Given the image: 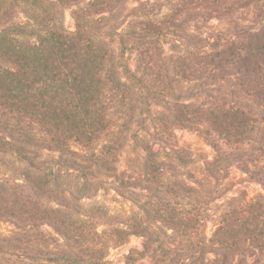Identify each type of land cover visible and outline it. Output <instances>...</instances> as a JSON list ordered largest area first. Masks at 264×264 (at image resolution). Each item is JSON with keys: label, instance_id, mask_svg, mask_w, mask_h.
<instances>
[{"label": "rangeland", "instance_id": "374dc122", "mask_svg": "<svg viewBox=\"0 0 264 264\" xmlns=\"http://www.w3.org/2000/svg\"><path fill=\"white\" fill-rule=\"evenodd\" d=\"M249 1L222 16L195 17L196 0H112L103 14L89 13L91 0H48L44 12L32 0H0V35L13 31L19 42L74 34L76 14L84 13V31L107 54L114 99L108 134L63 152L45 147L31 123L0 116V137L16 136L0 154V264H127L130 256L132 264H190V250L211 244L226 212L264 200L260 183L238 164H216L210 142L175 126L169 111V104L220 99L255 109L233 91V77L190 80V57L212 53L219 39L246 42L243 31L264 25V2ZM178 248L180 255L171 252ZM204 255L194 260L214 264V253Z\"/></svg>", "mask_w": 264, "mask_h": 264}, {"label": "trees", "instance_id": "16d2710c", "mask_svg": "<svg viewBox=\"0 0 264 264\" xmlns=\"http://www.w3.org/2000/svg\"><path fill=\"white\" fill-rule=\"evenodd\" d=\"M32 1L43 12L48 6V0ZM242 1L196 0L192 16H222L244 7ZM252 3L250 0L246 6ZM111 8L112 0H91L88 11L103 14ZM76 15V33L50 32V36H41L38 44L17 41L11 37L13 31L0 35V116H9L19 126H36L45 135L42 144L60 152L71 144L92 147L111 128L108 113L114 99L103 65L107 54L84 31V13ZM40 26L47 27L43 22ZM243 32L240 37L246 42L223 43L219 39L212 53L190 57V80L225 81L233 77V91L250 97L255 109L220 99L200 106L169 104V111L175 126L199 131L210 142L217 154L216 164L224 168L238 164L250 181L264 187V25L258 31ZM178 74L187 78L181 67ZM1 124L3 131L11 128ZM8 132L0 137V154L12 150L7 137L16 142L14 132ZM21 137L23 145L30 142L26 134ZM0 240L6 242L1 236ZM210 243L201 246V251L197 247L190 250V264H198L194 257L200 253H214V264H249L253 256V264H264V200L226 212ZM180 250L171 252L180 255ZM127 264H132L131 256Z\"/></svg>", "mask_w": 264, "mask_h": 264}]
</instances>
